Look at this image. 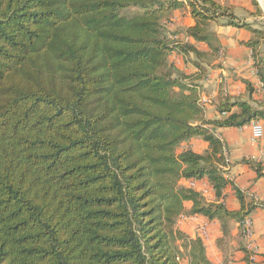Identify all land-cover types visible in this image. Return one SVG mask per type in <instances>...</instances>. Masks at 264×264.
<instances>
[{
  "label": "trees",
  "instance_id": "obj_1",
  "mask_svg": "<svg viewBox=\"0 0 264 264\" xmlns=\"http://www.w3.org/2000/svg\"><path fill=\"white\" fill-rule=\"evenodd\" d=\"M175 10L194 20L173 33L182 40L164 34ZM221 19L254 34L245 45L264 84L261 33L216 0H0V264H214L200 232L176 227L193 217L218 223L225 254L230 224L241 228L264 202L246 204L224 177L214 129L264 111L220 97L219 114L240 113L207 120L199 75L168 59L215 55L209 26ZM194 138L202 153L186 148ZM247 164L264 177L263 164ZM228 187L237 211L224 204Z\"/></svg>",
  "mask_w": 264,
  "mask_h": 264
},
{
  "label": "crops",
  "instance_id": "obj_2",
  "mask_svg": "<svg viewBox=\"0 0 264 264\" xmlns=\"http://www.w3.org/2000/svg\"><path fill=\"white\" fill-rule=\"evenodd\" d=\"M216 1L218 2V0ZM240 2L241 4H238L231 0L230 4H228L233 8L237 19L242 15L237 10L242 7V10L249 11L251 10L250 5H252L250 0H240ZM244 15L246 16L247 14ZM167 21H169L171 32L169 35H166L165 32L164 34L170 40H182L183 36L181 34L174 35L173 33L194 25V20L190 15L181 10L171 12L163 20V27H165L164 24ZM239 21L248 25L252 30H257L256 27L249 25L247 18L245 19L246 22ZM209 29L216 37L214 43L216 48L215 55L202 60L197 59L194 55H190L187 58L177 54L168 56L169 61L173 62L178 69L193 77L199 75V78L195 80V85L198 86L205 118L211 121L224 120L240 113L238 107H233L230 112L219 114L216 108L220 97L228 98L232 102L247 103L258 111H264V84L259 78L253 51L245 45L249 40L254 39L252 31L244 27L227 26L221 21L210 23ZM259 32L261 33V31ZM184 40L185 42L188 41L186 38ZM189 43L194 44L200 52L211 54L210 48L204 43H194L192 40H189ZM263 49V39H260L257 52L264 71ZM195 64L200 66L203 70L202 73ZM248 87H250L249 90ZM255 119H259L263 126V137L256 144L250 142L249 124L238 128L214 129L215 136L221 141L223 146V157L225 160L224 177L241 191L246 204L264 202V177H257L254 170L247 164V162H258L260 154L264 155V119ZM206 147V144L198 138L190 140L186 145V148L198 153H202ZM261 164L264 165V163ZM196 185L206 190L204 195L208 200L212 199V193L206 182ZM223 194L225 206L232 211L239 210L240 205L233 189L228 187ZM186 206L188 205L186 204ZM247 218L252 222L253 239L258 247V261L262 262L264 260V209H256ZM178 224L179 230L191 238L196 237V231L199 232L200 227H205L207 237L204 238L203 242L206 246V255L212 263L245 264L244 254L240 250V247L245 248V240L242 235L243 229L239 227L238 223L232 222L230 224L231 240L227 244L224 255L221 254L216 246V240L221 237L217 222H208L201 217H193L180 218Z\"/></svg>",
  "mask_w": 264,
  "mask_h": 264
},
{
  "label": "built area",
  "instance_id": "obj_3",
  "mask_svg": "<svg viewBox=\"0 0 264 264\" xmlns=\"http://www.w3.org/2000/svg\"><path fill=\"white\" fill-rule=\"evenodd\" d=\"M250 128V142L252 144L258 143L263 137V126L262 122L259 119H253L249 123ZM260 163H264V155L260 154L258 159ZM188 186L194 189H197L202 192V194H206V190L203 188L197 187L196 183H188ZM243 229V238L245 240V250L249 255V264H259L257 258L258 247L256 246L253 239V230H252V222L246 217L242 224ZM199 232L203 238H206L207 234L205 231V227H200Z\"/></svg>",
  "mask_w": 264,
  "mask_h": 264
},
{
  "label": "rangeland",
  "instance_id": "obj_4",
  "mask_svg": "<svg viewBox=\"0 0 264 264\" xmlns=\"http://www.w3.org/2000/svg\"><path fill=\"white\" fill-rule=\"evenodd\" d=\"M230 1L231 0H218V2L223 3L224 5L230 4ZM234 1L238 4H241L240 0H234ZM255 2L257 3V7L250 5V7H251V10H249L250 13L248 10H242V7L239 10H237L240 14H242L240 17H238V19L243 21V22H246L245 19L247 18L249 20L248 22H249L250 26L256 27L257 30L259 29V31H261V36H262L261 39H263V44H264V1L255 0ZM244 14H247V15L245 16ZM220 21L225 23V20L221 19ZM168 22L169 21L165 22V24H164L165 27H163L166 35H169L171 32L170 26H169L170 24H168ZM263 51H264V49H263ZM176 227L178 228L179 224L176 225ZM197 233L198 232L196 231V235H197ZM180 264H187V259L185 257H183L180 261Z\"/></svg>",
  "mask_w": 264,
  "mask_h": 264
},
{
  "label": "bare ground",
  "instance_id": "obj_5",
  "mask_svg": "<svg viewBox=\"0 0 264 264\" xmlns=\"http://www.w3.org/2000/svg\"><path fill=\"white\" fill-rule=\"evenodd\" d=\"M262 1H264V0H262Z\"/></svg>",
  "mask_w": 264,
  "mask_h": 264
}]
</instances>
